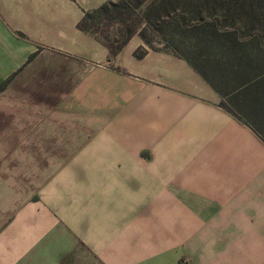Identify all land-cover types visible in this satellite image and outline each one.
I'll return each mask as SVG.
<instances>
[{"label":"crops","instance_id":"0c3cea01","mask_svg":"<svg viewBox=\"0 0 264 264\" xmlns=\"http://www.w3.org/2000/svg\"><path fill=\"white\" fill-rule=\"evenodd\" d=\"M106 1L0 0V264H185L264 187V141L188 61L110 52Z\"/></svg>","mask_w":264,"mask_h":264},{"label":"rangeland","instance_id":"374dc122","mask_svg":"<svg viewBox=\"0 0 264 264\" xmlns=\"http://www.w3.org/2000/svg\"><path fill=\"white\" fill-rule=\"evenodd\" d=\"M88 1L89 4H93L100 0ZM115 1L116 4H120L121 0H108L106 3L115 4ZM180 1L181 3L174 14L171 16L163 15L161 22L174 25L177 24L178 19L185 18L189 20L190 24L200 22L202 29L207 25L215 24L220 31L225 30L226 34H221L219 39L204 37V42H207L211 48L209 53L212 60L224 62L232 58L231 53L229 54V52H232V45L223 51L219 48L220 42L228 44L232 42L244 44L260 42V44H264V20L260 19V15L264 13V5L260 4L261 0H239L245 3L246 6H243L242 3L237 5V0H216V3L212 4V11H203L202 15L196 17L189 12L190 7L188 6L191 1L196 0ZM121 5L116 10L117 16L115 15V9H112V7H109L103 16L100 15L102 17L99 20L103 19V22L106 23L102 30H105V39L111 37V33L115 31L114 25L116 22L112 19L121 17L118 15L119 11H128L127 7L124 9ZM154 24L155 27L160 26V28L165 26L160 24V20ZM190 26V28L184 26V29L176 27L178 35L175 38L191 46L196 43L198 36L202 33L201 30L195 32L196 27L193 24ZM149 33L152 35L151 31ZM188 45L183 46L184 52H187ZM153 46L156 49L162 48L173 53L172 50L165 47L160 39H154ZM251 47L255 48V46H247L245 54L253 52L254 48ZM144 53L145 50H139L138 55L142 56ZM261 61L264 60L261 58L254 59L253 63L256 65L253 74L257 73L256 67L258 64L260 70L264 69V62ZM230 62L232 66L235 65L234 61ZM244 66L250 68L249 59L246 60ZM209 75L214 78L218 85L222 86L224 92L231 94V96L235 97L245 93L240 104L245 107V111L242 113L243 117L254 124L257 122L259 126L261 123L264 134V80L262 83L259 81L256 86H249L242 90L240 89L243 86L240 84L241 82L231 81L234 76L229 72H209ZM220 106L225 109L230 108L224 101L220 102ZM258 177V180L250 181L247 188L242 191L243 203L239 207L242 208L249 219L244 220L239 217L238 220L217 221L215 236L202 235L198 238L188 239L184 246L185 264H264V187L260 188V173H258ZM242 199L240 200L242 201Z\"/></svg>","mask_w":264,"mask_h":264},{"label":"trees","instance_id":"16d2710c","mask_svg":"<svg viewBox=\"0 0 264 264\" xmlns=\"http://www.w3.org/2000/svg\"><path fill=\"white\" fill-rule=\"evenodd\" d=\"M196 2L198 3L196 4ZM180 3V0H121L120 4L106 3L100 13L105 14L107 9H109V7H112V9H115L116 15V10L121 4L123 5H121L122 8L125 9L127 7L128 9V11H119L118 15L121 17L112 19L114 22H116L115 24L119 25L120 27L119 30L121 34V40H114L111 42V40L108 39V47L110 49V52L113 54L117 53L124 47V45H126V43L134 34H139L144 42L154 50L156 49L153 46L154 39L162 40L166 48H169L173 51V53L188 61L194 67V69L212 86V88L216 90V92L220 95L221 101H224L230 107L227 108V106V109H225L224 107L222 108L236 117L242 123L245 122L244 124L249 126L264 141V134L262 132L261 123L259 126L257 122L254 124L243 117L242 113L245 111V107L243 104H240L242 96H244L245 93L235 97L231 96V94L224 92L222 86L218 85L215 82L214 78L209 75V72H229L234 76L231 81L241 82L240 84L243 86H241L240 89L242 90L248 88L249 86H256L259 81L260 83H262L264 80V69L260 70L258 64L256 67L257 73L253 74L254 67L256 65L253 62L254 59L257 58H261L264 60V44L262 45L260 44V42L251 44H244L240 42H232L231 44H228L220 42L219 48L220 50L223 49V51L226 48L230 47V45H232V52H229V54L231 53L232 58L224 62L220 60H212L209 53L211 48L209 47V44L207 42H204V37H214L219 39L221 34H226L225 30L220 31L218 26L215 24L207 25V27L202 29V25L199 24L200 22L197 24L192 23L193 26L197 28H195L194 31L197 32L198 30H201L202 33L198 36L196 43L190 46L187 43L185 44V42L176 40L175 37L178 35L177 28L184 29V26L190 28V25L192 24L189 23V20L182 18L180 20H177V24L167 25L166 22H161V19L163 15L171 16L172 14H174V12L178 9ZM214 3H216V0L191 1L188 5L190 7L189 12L195 17L197 15H202L203 11H212V4ZM236 3L237 5H240L241 3L243 6L245 5V3L239 0H237ZM260 4L264 5V0H261ZM260 19L264 20V13L260 15ZM159 20L160 24L165 25L163 26V28H160V26L155 27L154 23L159 22ZM150 31L152 32V35L151 33H149ZM184 45H188V50H186L187 52H184ZM247 46H255V48L251 47L254 48L253 52H250L251 54H245ZM247 59H249V62L251 64L250 68H246L244 66ZM230 61H234L235 65L232 66V63ZM239 116L242 118H240Z\"/></svg>","mask_w":264,"mask_h":264}]
</instances>
